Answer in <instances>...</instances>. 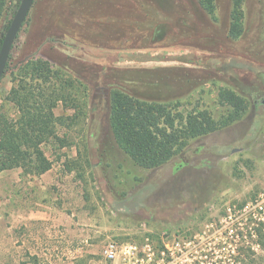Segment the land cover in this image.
Here are the masks:
<instances>
[{
  "label": "rangeland",
  "instance_id": "374dc122",
  "mask_svg": "<svg viewBox=\"0 0 264 264\" xmlns=\"http://www.w3.org/2000/svg\"><path fill=\"white\" fill-rule=\"evenodd\" d=\"M18 1L0 0V38ZM214 5L35 0L0 82V113L20 116L9 95L29 87L22 76L33 60L47 61L67 85L54 89L52 79L47 104L68 146L43 144L53 161L43 175L0 173V264H105L111 241L138 247L130 264L224 263L215 245L236 229V213L264 209V0L243 1L238 37L229 33L233 1ZM226 90L248 102L244 117L158 168L136 166L114 138V91L220 120Z\"/></svg>",
  "mask_w": 264,
  "mask_h": 264
},
{
  "label": "trees",
  "instance_id": "16d2710c",
  "mask_svg": "<svg viewBox=\"0 0 264 264\" xmlns=\"http://www.w3.org/2000/svg\"><path fill=\"white\" fill-rule=\"evenodd\" d=\"M200 1L207 11H214V0ZM232 1L234 9L229 33L238 37L243 32L238 13L244 0ZM20 3L21 0L16 9ZM3 40L0 38V49ZM50 68L47 61L33 60L22 76L25 83L29 82V87L21 91V97L9 95V100L18 106L20 116L10 118L0 113V172L21 168L23 174L40 176L53 167V161L46 155L43 144L58 142L62 147L68 146L57 134L59 116L47 104L53 92L48 93L52 79L57 83L54 89L67 85H62L58 78L51 75ZM231 78L235 86L244 92L245 86L241 81L235 76ZM220 96L226 100L229 111L217 120L208 110L187 114L162 103L114 91L110 104V126L118 146L136 166L158 168L182 151L191 139L229 126L247 113L248 102L236 91H222ZM142 194L143 190L128 202L136 205ZM262 209H253L248 216L239 215L242 211L236 213L233 222L236 229L215 245V249H221L224 255L220 259L223 264H264ZM253 239L259 251L250 244Z\"/></svg>",
  "mask_w": 264,
  "mask_h": 264
},
{
  "label": "water",
  "instance_id": "95a60500",
  "mask_svg": "<svg viewBox=\"0 0 264 264\" xmlns=\"http://www.w3.org/2000/svg\"><path fill=\"white\" fill-rule=\"evenodd\" d=\"M35 0H21V3L11 21L10 26L4 36L0 49V82L6 72L8 60L13 48V44L21 31V28L34 4Z\"/></svg>",
  "mask_w": 264,
  "mask_h": 264
},
{
  "label": "built area",
  "instance_id": "2783aa9c",
  "mask_svg": "<svg viewBox=\"0 0 264 264\" xmlns=\"http://www.w3.org/2000/svg\"><path fill=\"white\" fill-rule=\"evenodd\" d=\"M166 247L170 249L167 244ZM137 250L138 247L132 243L119 246L115 241H111L105 246L103 251L105 264H130L134 260Z\"/></svg>",
  "mask_w": 264,
  "mask_h": 264
},
{
  "label": "crops",
  "instance_id": "0c3cea01",
  "mask_svg": "<svg viewBox=\"0 0 264 264\" xmlns=\"http://www.w3.org/2000/svg\"><path fill=\"white\" fill-rule=\"evenodd\" d=\"M8 170H10V169H8ZM4 171H6V170H4ZM4 171H2V172H4ZM47 172H48V171H47ZM47 172H45V173H47ZM0 173H1V172H0ZM45 173H44V174H45ZM42 175H43V174H42ZM20 202H22V201H19V203H20ZM30 210H31V213L34 214V210L32 211V208H31ZM39 212H40V210H39ZM32 216H33V215H32Z\"/></svg>",
  "mask_w": 264,
  "mask_h": 264
},
{
  "label": "flooded vegetation",
  "instance_id": "af4514ba",
  "mask_svg": "<svg viewBox=\"0 0 264 264\" xmlns=\"http://www.w3.org/2000/svg\"><path fill=\"white\" fill-rule=\"evenodd\" d=\"M263 102H264V100H263Z\"/></svg>",
  "mask_w": 264,
  "mask_h": 264
}]
</instances>
